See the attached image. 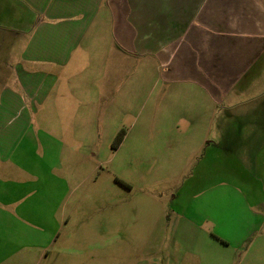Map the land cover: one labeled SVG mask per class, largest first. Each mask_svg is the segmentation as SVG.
Returning <instances> with one entry per match:
<instances>
[{"label": "crops", "instance_id": "crops-1", "mask_svg": "<svg viewBox=\"0 0 264 264\" xmlns=\"http://www.w3.org/2000/svg\"><path fill=\"white\" fill-rule=\"evenodd\" d=\"M94 55L96 75L87 69ZM134 62L148 78L153 69L162 93L173 96L179 139L196 162V194L230 186L227 179L213 186L212 175L235 173L245 183V173L264 170V0H0V264L95 256L76 217L83 201L69 204V195L101 101L116 103L109 81L124 75L119 90H131ZM100 79L108 80L107 97L93 86ZM103 112L98 121L112 139L124 121ZM141 213L134 221L142 232L124 238H159ZM203 215L199 226L212 222ZM96 228L93 235L103 234Z\"/></svg>", "mask_w": 264, "mask_h": 264}, {"label": "rangeland", "instance_id": "rangeland-1", "mask_svg": "<svg viewBox=\"0 0 264 264\" xmlns=\"http://www.w3.org/2000/svg\"><path fill=\"white\" fill-rule=\"evenodd\" d=\"M94 56L87 69L96 75ZM153 71L149 70L148 78L141 63L134 62L130 70L127 68L125 86L128 84L131 90H119L124 75L113 78V83L109 81L113 90H108V80L91 84L95 90L104 89L102 97H107L108 91L116 92V103L101 101L98 118L104 120L103 111L108 113L110 109L118 119L115 123L124 121L115 131H132L115 153L111 149L113 138H106L110 126L95 120L91 126L93 139L84 146L83 174H79V184L69 195V204L76 199L83 201L76 217L83 222V231L90 233L83 242L95 247V256L85 252L65 257L51 254L54 257H42L41 264H264V170L254 176L245 173V183L235 173L212 175L213 186L226 179L230 186L196 194L191 186L196 162L188 155L190 144L179 139L182 135L178 123L175 125L178 116L170 102L173 96L162 93V82ZM93 149L98 153L95 157L89 153ZM216 162L221 164L220 159ZM64 166L71 168L69 163ZM204 202L206 210L194 212L196 206L203 209ZM144 210L149 217V232L159 233L161 238L153 234L148 239L124 238V232H142L134 218H140ZM205 213L212 222L199 226ZM112 218L117 221L116 230L111 227ZM131 218V229L124 231ZM96 226L104 231L100 236L93 235Z\"/></svg>", "mask_w": 264, "mask_h": 264}, {"label": "trees", "instance_id": "trees-1", "mask_svg": "<svg viewBox=\"0 0 264 264\" xmlns=\"http://www.w3.org/2000/svg\"><path fill=\"white\" fill-rule=\"evenodd\" d=\"M126 133V129L121 128L113 137L112 142H111V149L116 150L120 143L122 142L124 136Z\"/></svg>", "mask_w": 264, "mask_h": 264}]
</instances>
